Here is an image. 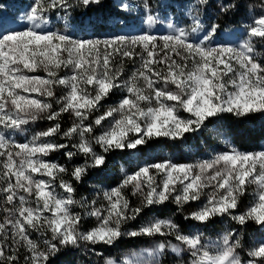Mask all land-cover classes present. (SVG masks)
Listing matches in <instances>:
<instances>
[{
	"label": "snow or ice",
	"instance_id": "6c2138e0",
	"mask_svg": "<svg viewBox=\"0 0 264 264\" xmlns=\"http://www.w3.org/2000/svg\"><path fill=\"white\" fill-rule=\"evenodd\" d=\"M206 2L199 0L200 5ZM77 3L87 7L102 0ZM72 7L69 0H33L25 15L26 27L0 30V264H51L63 249L85 242L111 246L125 235H171L179 242H160L148 252L150 256L162 255L170 247L177 254H190V264H264V241L242 259L241 241L226 233L213 253L199 234H185L170 217H153L137 230L122 231L153 206L173 202L179 211L202 197L205 202L186 219L206 223L228 215L242 225L253 221L264 226V149L247 152L231 146L194 163L144 164L125 174L115 187L98 191L99 199H77L73 183L102 167L111 151L137 149L159 137L183 138L224 113L237 117L264 113V63L256 58L253 44L254 39L264 40V0L260 13L245 26L242 40L216 46L205 43L217 34L216 24L199 42L191 39L200 24L198 16L191 32L174 28L162 36L145 31L76 38L46 29L49 12L62 9L66 18ZM235 7L233 0H223L220 11ZM145 9V23L152 25L157 18L147 3ZM124 60L139 63L122 80ZM63 70L69 74L61 75ZM40 71L43 76L36 74ZM57 88L64 93L58 96ZM117 88L124 89L119 102L94 116ZM65 113L72 123L62 128ZM42 119L51 126L26 142L11 138L12 132ZM97 128L102 129L98 134ZM57 136L65 142H55ZM54 151H63L69 161L83 157V162L70 169L47 159ZM248 186H255L253 202L233 215ZM129 189L138 199L135 206L126 195ZM74 205L85 213L74 212ZM84 215L96 220L87 230H81ZM32 233L41 239H33ZM105 264L140 262L130 255Z\"/></svg>",
	"mask_w": 264,
	"mask_h": 264
},
{
	"label": "rangeland",
	"instance_id": "374dc122",
	"mask_svg": "<svg viewBox=\"0 0 264 264\" xmlns=\"http://www.w3.org/2000/svg\"><path fill=\"white\" fill-rule=\"evenodd\" d=\"M73 7L69 10L68 16L65 18L64 10L58 9L48 13L49 23L46 25L47 30L61 31L73 35L76 38H106L118 35L134 36L142 32H150L157 36H162L171 33L174 28H184L191 32L194 27V19L199 17V27L195 32H192L191 39L199 42L208 33V29L213 25H219L217 34L210 40L206 41L208 46H216L225 43H237L242 40L245 26L251 22L253 16L260 13V5L262 0H233L236 7L223 13L220 11V5L223 0H207L206 4L200 5L199 0H102L100 5L92 4L94 9L84 18L77 17L76 7L79 5L77 0H69ZM33 3V0H8L6 9L0 7V30H20L27 26L25 15ZM147 3L153 15L156 16V21L152 25L145 23ZM123 5H127L124 7ZM113 7V8H110ZM115 8L116 11H113ZM173 27H169V25ZM253 44L256 49V58L264 63V40L254 39ZM139 61H123L124 75L123 79L135 70V66ZM120 66V58L117 57V67ZM43 76L42 71L36 73ZM61 75H68V70H63ZM57 95L64 93L65 89L57 88ZM124 95L123 88L114 89L113 92L105 100L102 101L101 107L94 114L101 115L103 112L114 106ZM56 105L54 104V108ZM225 114V113H224ZM229 114V113H227ZM259 118L264 119V113H255ZM68 121L63 122V128H67L72 123V118L69 114ZM184 118H188V114L180 112ZM93 116V118H94ZM221 115L211 120L219 122ZM50 121L45 119L38 120L24 126L22 130L11 133V138L17 142H26L31 139L32 135L41 130H45L51 126ZM222 128L216 125L206 127V123L202 128L195 132L186 133L183 138L166 139L164 142L152 146L147 143L139 146L137 149H128L122 160H114L112 164H104L102 167L91 169L81 183H76L74 186L77 189L76 198L84 197L92 199L97 197V192L106 190L110 187H115L125 174L134 172L138 167L144 164H152L164 160H171L177 164L194 163L203 159H210L217 153L227 151L229 147L234 146L241 151L255 152L264 149V139L258 145H249L247 148L240 147L230 135V129H225L227 123ZM108 126V121L104 122V127ZM97 128V134L101 131ZM205 130L206 135L201 137L202 131ZM191 140L189 141V139ZM55 142L64 143L62 137H55ZM96 150L100 151L96 146ZM47 159L55 161L59 164L61 160L66 161L68 158L63 151H54L49 154ZM83 162V157H76L70 161V169L75 164ZM117 163V167L114 164ZM64 165V164H63ZM64 179H69L65 176ZM254 187L248 186L247 191L240 197L237 209L232 213L237 215L244 212L254 200ZM60 191L59 188L56 189ZM131 203L135 206L138 199L131 195V191L126 190ZM202 197L200 201L186 204L181 210H177V206L173 202H166L163 205L153 206L149 210H145L135 221H130L122 227V231H134L141 225L146 223L153 217L172 218L185 234H199L202 237V242L208 245L209 250L213 253L218 251L215 245H218L221 238L226 233H233V239L241 241L242 248L240 252L242 259H247V252L251 247L260 241H264V226H260L253 221H248L245 224H240L230 218L228 215L212 217L208 222L201 223L192 219H186L189 214L204 203ZM74 212L85 213V209L79 205H74ZM3 213H0L2 217ZM87 224H96L94 217L87 215L83 216L81 221V230H87ZM33 239H41L38 233H32ZM120 240V241H119ZM114 245H91L82 243L78 248H67L72 250L66 253L67 249H63L66 254L65 264H105L108 259H115L122 262L130 255L134 256L140 264H190L191 255L186 252L177 254L171 248L165 249L162 255L150 256L148 252L155 248L160 242L169 244H178L179 242L173 236H137L129 237L127 235L121 237ZM122 241V242H121ZM135 242V243H132ZM136 244V245H130ZM130 245L131 247L124 248L123 246ZM25 251V249L21 248Z\"/></svg>",
	"mask_w": 264,
	"mask_h": 264
},
{
	"label": "trees",
	"instance_id": "16d2710c",
	"mask_svg": "<svg viewBox=\"0 0 264 264\" xmlns=\"http://www.w3.org/2000/svg\"><path fill=\"white\" fill-rule=\"evenodd\" d=\"M8 0H0V7L4 10L6 9V3ZM94 6L91 4L87 7L83 5H78L75 9L77 11V17L80 19L84 18L86 15L90 14V12L94 9ZM113 8V7H110ZM113 11H116L115 8ZM69 117L67 115L63 114L61 117V124L63 128V122H67ZM223 123H227V127L225 129H230V135L232 136L235 143H237L240 147L247 148L249 145H258L259 142L264 139V119L259 118L255 113L249 114L247 116L237 117L233 114H222L221 119L219 122H216L213 120H209L206 122V127H209L211 125H216L218 128H222L225 126ZM206 132L205 130L202 131L201 137H205ZM166 139L164 138H154L152 140H149L148 143L154 145H158L162 142H164ZM191 138L189 139V141ZM129 150H114L109 152L106 155V163L112 164L114 160H122L126 153H128ZM60 163L63 165H66L70 168V161L67 159L63 162V160L60 161ZM118 165L117 163L114 164V167L116 168ZM88 177V176H87ZM74 182V181H73ZM92 224H87V227H91ZM120 241V240H119ZM122 242V241H121ZM135 243V242H132ZM130 245H136V244H130ZM130 245L123 246L124 248L131 247ZM72 250L67 249L66 253H70ZM21 256L25 254V251L20 249ZM63 252V256H61V253H59L52 261L51 264H65L66 261V254ZM21 264L23 262L21 261Z\"/></svg>",
	"mask_w": 264,
	"mask_h": 264
}]
</instances>
